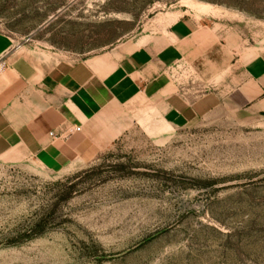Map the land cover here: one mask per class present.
Segmentation results:
<instances>
[{
	"label": "rangeland",
	"instance_id": "1",
	"mask_svg": "<svg viewBox=\"0 0 264 264\" xmlns=\"http://www.w3.org/2000/svg\"><path fill=\"white\" fill-rule=\"evenodd\" d=\"M182 15L240 60L176 65L182 94L229 90L264 54V0H0V33L36 59L79 61L148 44ZM0 264H264V116L139 119L73 167L0 160Z\"/></svg>",
	"mask_w": 264,
	"mask_h": 264
},
{
	"label": "crops",
	"instance_id": "2",
	"mask_svg": "<svg viewBox=\"0 0 264 264\" xmlns=\"http://www.w3.org/2000/svg\"><path fill=\"white\" fill-rule=\"evenodd\" d=\"M167 22L148 44L79 61L36 59L0 33V160L73 167L109 149L139 119L176 128L225 109L264 116V54L233 75L231 89L191 98L177 91L173 67H236L240 60H227L217 30L200 19Z\"/></svg>",
	"mask_w": 264,
	"mask_h": 264
},
{
	"label": "built area",
	"instance_id": "3",
	"mask_svg": "<svg viewBox=\"0 0 264 264\" xmlns=\"http://www.w3.org/2000/svg\"><path fill=\"white\" fill-rule=\"evenodd\" d=\"M79 130L81 129V128H78Z\"/></svg>",
	"mask_w": 264,
	"mask_h": 264
}]
</instances>
